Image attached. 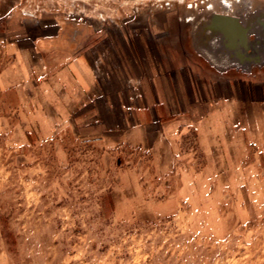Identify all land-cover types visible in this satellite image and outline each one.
Instances as JSON below:
<instances>
[{
    "label": "rangeland",
    "instance_id": "obj_1",
    "mask_svg": "<svg viewBox=\"0 0 264 264\" xmlns=\"http://www.w3.org/2000/svg\"><path fill=\"white\" fill-rule=\"evenodd\" d=\"M17 8L97 28L90 37L106 41L94 48L101 80L121 99V110L108 116L124 120L153 103L164 122L199 117L195 84L209 82L214 68L194 46L197 23L212 13L264 9V0H20ZM229 72L253 79L264 66ZM152 81L157 94L145 103L140 90ZM4 114L0 264H264V146L246 145L230 170H202L187 123L177 169L161 172L149 170L147 152L121 146L104 153L71 127L47 138L27 128L22 140L17 112L5 110L0 95Z\"/></svg>",
    "mask_w": 264,
    "mask_h": 264
},
{
    "label": "crops",
    "instance_id": "obj_2",
    "mask_svg": "<svg viewBox=\"0 0 264 264\" xmlns=\"http://www.w3.org/2000/svg\"><path fill=\"white\" fill-rule=\"evenodd\" d=\"M19 2L0 0V59L6 60L0 68V95L5 110L17 112L22 140L27 128L47 138L71 127L77 138L98 143L104 153L121 146L143 150L149 170L161 172L177 169L179 137L187 123L195 129L202 170H230L246 145L264 146V72L246 79L229 70H208L209 82L194 83L201 98L193 121L155 117L157 106L146 103L148 95L157 94L153 81V90H140L145 108L136 107L124 120L121 115L111 119L107 112L121 110V99H112L101 80L100 49L94 48L106 41L90 37L97 28L63 22L56 15L28 17L18 10ZM197 65L208 69L200 61ZM9 118L0 116V125L7 126Z\"/></svg>",
    "mask_w": 264,
    "mask_h": 264
},
{
    "label": "water",
    "instance_id": "obj_3",
    "mask_svg": "<svg viewBox=\"0 0 264 264\" xmlns=\"http://www.w3.org/2000/svg\"><path fill=\"white\" fill-rule=\"evenodd\" d=\"M199 55L214 69L249 74L264 66V9L244 15L210 14L193 30Z\"/></svg>",
    "mask_w": 264,
    "mask_h": 264
},
{
    "label": "bare ground",
    "instance_id": "obj_4",
    "mask_svg": "<svg viewBox=\"0 0 264 264\" xmlns=\"http://www.w3.org/2000/svg\"><path fill=\"white\" fill-rule=\"evenodd\" d=\"M224 8H225V9L230 8L229 2H227V3L224 5Z\"/></svg>",
    "mask_w": 264,
    "mask_h": 264
}]
</instances>
